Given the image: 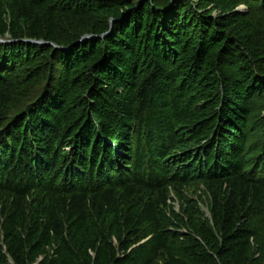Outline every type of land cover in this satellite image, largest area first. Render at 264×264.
Returning a JSON list of instances; mask_svg holds the SVG:
<instances>
[{
	"label": "trees",
	"instance_id": "trees-1",
	"mask_svg": "<svg viewBox=\"0 0 264 264\" xmlns=\"http://www.w3.org/2000/svg\"><path fill=\"white\" fill-rule=\"evenodd\" d=\"M201 2L0 0V264H252L264 0Z\"/></svg>",
	"mask_w": 264,
	"mask_h": 264
},
{
	"label": "rangeland",
	"instance_id": "rangeland-1",
	"mask_svg": "<svg viewBox=\"0 0 264 264\" xmlns=\"http://www.w3.org/2000/svg\"><path fill=\"white\" fill-rule=\"evenodd\" d=\"M191 2L196 6L201 0H191ZM208 2L206 4H202V6H206L203 8L204 11L212 10V5ZM246 13L247 6L245 4H240L236 6L233 10H229L225 12V14L230 13ZM220 14L219 11H213L212 15ZM264 98L256 99L252 102L249 119L247 123V130L249 135V147H248V155L250 159H254L260 154L259 143L262 140L261 131L264 130ZM171 200L169 202L170 206L174 209L175 212L181 214V207L183 205L182 199H189L195 202H198V208L200 210V218L207 222L211 223V214L209 211V200L207 197V193L201 185H190L189 188L185 190L183 193L182 199L177 198L173 194L170 195ZM249 256L251 257L252 264H264V231L260 233L257 237H254L250 241V247L248 249Z\"/></svg>",
	"mask_w": 264,
	"mask_h": 264
},
{
	"label": "water",
	"instance_id": "water-1",
	"mask_svg": "<svg viewBox=\"0 0 264 264\" xmlns=\"http://www.w3.org/2000/svg\"><path fill=\"white\" fill-rule=\"evenodd\" d=\"M86 38H88V37H84L83 39H86ZM89 38H90V37H89ZM9 42H11V41H5V40H3V39H0V43H9ZM33 43L44 44V43H42V42H33ZM55 48H57V49H61L60 47H57V46H55Z\"/></svg>",
	"mask_w": 264,
	"mask_h": 264
}]
</instances>
